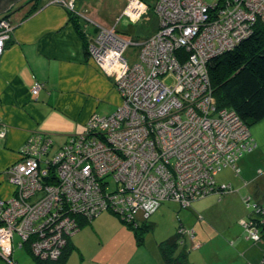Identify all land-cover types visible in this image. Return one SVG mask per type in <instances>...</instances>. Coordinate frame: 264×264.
<instances>
[{"label":"built area","instance_id":"2783aa9c","mask_svg":"<svg viewBox=\"0 0 264 264\" xmlns=\"http://www.w3.org/2000/svg\"><path fill=\"white\" fill-rule=\"evenodd\" d=\"M135 1L127 8L134 17L145 9ZM153 9L158 29L148 38L134 43L103 29L90 42L98 68L117 77L116 110L91 116L85 132L67 138L56 151L49 137L32 135L21 161L7 171L17 190L16 197L0 199V236L17 228L19 249L35 235H68L69 226L76 233L75 217L90 222L93 204L98 213L93 216L113 212L135 228L141 224L137 216L149 218L166 200L186 208L212 195L215 178L227 168L236 170L238 159L256 147L234 113L216 108L206 62L231 50L257 19L264 20V0H221L212 6L203 0H156ZM3 25L9 27L0 20V57L7 42ZM128 49L138 52L133 63L125 56ZM40 89L36 83L32 95ZM30 193L33 209L26 202ZM241 224L246 239L258 241L257 231ZM47 242L38 251L48 250Z\"/></svg>","mask_w":264,"mask_h":264},{"label":"crops","instance_id":"0c3cea01","mask_svg":"<svg viewBox=\"0 0 264 264\" xmlns=\"http://www.w3.org/2000/svg\"><path fill=\"white\" fill-rule=\"evenodd\" d=\"M72 1L85 18L79 26L88 22L84 26L86 37L84 31L80 30L82 34L77 31L76 20H71L64 8L47 6V0H40V7L35 12H31L30 7L24 8L14 12L10 18L14 31L0 59V198L12 195L13 188L8 184L5 173L20 161L21 149L32 135L49 137L54 151L69 136L85 132L91 116H108L120 105L121 99L111 78L103 74L85 51V41L97 31L94 24L104 28L116 26L120 36L147 37L158 29L157 17L148 12L147 18L141 21L144 22V30L131 33L129 20L122 17L130 0ZM133 28L136 29L135 26ZM36 83L41 84V89L35 97L32 88ZM250 132L257 148L237 161V172L227 168L234 173V178L229 179L227 185L245 188L249 196L261 198L264 197V171L256 172L264 165V120ZM222 195H227L225 199L232 198V194ZM235 201L240 205L239 197ZM229 206L223 208L225 216L229 215ZM103 214L96 219L100 221ZM224 222L220 223L222 225L215 221L209 223V232L201 230L200 244L224 251L226 255L222 254V264H259L264 244L252 245L245 238L243 229L240 232L230 219L226 218ZM93 223L82 225L77 234ZM193 236L194 240L198 238L196 233ZM73 237L69 241V254L64 264H95L87 260L83 248L72 242ZM227 239L238 247H233L234 250L229 248L225 243ZM142 251L146 252L141 253V264H164L160 254L157 258L152 252ZM103 263L132 264L121 260L99 262Z\"/></svg>","mask_w":264,"mask_h":264},{"label":"rangeland","instance_id":"374dc122","mask_svg":"<svg viewBox=\"0 0 264 264\" xmlns=\"http://www.w3.org/2000/svg\"><path fill=\"white\" fill-rule=\"evenodd\" d=\"M155 1L156 0H136L135 2H138L145 7V9L144 8L142 9L141 14L139 16H136V17L131 16L130 13L132 12L129 10H126L123 13L122 17L129 20V24L132 27L131 33H134L135 30L137 31L144 30V22H141V21L147 18L148 12L152 13L153 16H156L154 9H153ZM203 2H205L206 5L208 6L221 3L219 0H203ZM46 5L47 6L48 5L49 6L58 5L64 8L68 12L71 20L73 19L76 20L75 24L77 26H79V23H81V20L83 21V18H84L83 15L76 10L75 5L73 4L72 0L71 1L59 0V2H56V1L54 2V0H47ZM129 5H130V1L127 6L129 7ZM29 7L31 9L30 10L31 12L37 11V9L40 7V0H33V2L31 0H20L18 3H16L11 8V10L4 13L3 15H0V20H4V22L6 24L8 23L9 25V27H7L6 25L2 26V31L3 32L6 31V33H2V36L7 35L6 44L9 41H11L13 31H14V26L10 22L11 16L14 14V12H17L20 9L22 10L24 8L27 9ZM87 23H85V25L83 24L82 27L81 25L79 26V30L84 31V36L86 33V28L84 26H86ZM94 25L96 26L95 28L97 30L96 33L93 35L91 39L86 40L84 44L85 51H87V56H90L89 50H88L89 48H91L90 42L94 40L96 41L97 39L96 37L99 35V33H101L103 29L107 31L113 30L114 33L121 35V33L118 32L116 26H112L110 28H104L101 26H97L96 24ZM133 26H135L136 29H134ZM9 29H10V32L7 33V30ZM123 35L124 34H122V36L120 37L128 41H132L134 43H136V41H140L141 38L145 39L151 36V35H148L147 37H134V36H131L132 34L128 36L127 35L123 36ZM129 47L133 48L132 46H129ZM137 55H138V52L135 50L128 49L127 52L125 53V56L126 58L130 60V63H133L135 61ZM109 78H111L112 82L114 83L115 82L114 80H116L117 77L109 76ZM96 116H99L100 118L102 117L100 115H96ZM74 133L75 132H72L71 134H74ZM248 133L250 136L249 138L253 139L251 132L249 131ZM121 135L122 134L120 135L113 134L112 137L113 138H115L116 136L120 137ZM246 136L247 135L245 134L244 136L245 139L247 138ZM57 140L59 141L60 139H57ZM64 144H66V142H64L63 145ZM51 148L54 149L53 143H52ZM256 148H257V144H256V147L253 148V150H251L250 152L246 154L253 152ZM242 157L243 156H241L240 158ZM234 171L237 172V170H234ZM260 171H264V165H263V168H260V170L257 171L256 173L260 174L261 173ZM5 174L8 177V173L6 172ZM231 178H234V173H232L231 170L226 169L215 178V182L218 183L220 186L224 184L227 185L229 183V179L231 180ZM8 184L13 188L12 195H10L7 198H0V199L10 200L11 198L16 197V194H15L17 190L16 186L9 180V178H8ZM233 188L234 187H232L231 192H228V194H232V198L230 200L227 198L225 199L227 195H218V194L213 193L212 195L206 198H203L201 201H198L195 203L193 202L192 205L188 208H182L179 203L173 200H166L163 204L161 203L162 205L160 207L157 208V210L155 211L156 213L154 214L155 216L152 215L147 219H142L141 217L137 216L136 219L138 220V222H141L139 229H141L142 231L141 232L142 240L140 242L137 241V238L135 236V231L129 228L125 223H123V220L119 218L117 215H114L109 212H104V214L100 216V221H99V218L96 219L98 215L93 216L95 214H98L97 211H95V207H96L95 204H93L92 207L89 209L90 216H88V219L91 218L90 224L93 221L94 223L92 224V226L88 225V227L84 228L83 231H81V233L79 234H77V232H79L81 226L84 224H88V223H85L86 221H84L86 218L85 216H84L85 218H82L81 216L75 217V219H79V221L73 222V224L75 225L77 224V227L79 226L76 233H73L71 230V227L69 226L68 230L70 231L68 232V235L67 233L64 234L65 232L64 233L63 232L54 233L52 235L45 236L43 239L35 235L34 237H29L26 241H23L22 249H19L18 241H20L21 238H20V235L14 231V230H17V228H13L14 230L11 231V234L10 235L8 234L4 239L1 238L0 236V244H1V240L3 242L4 241L6 242L5 243L6 245L0 246V264H36L34 262V259H32L31 257L32 254H33L32 256L35 259L39 260V262H49L50 264H56L63 258V256L69 253L68 252L69 251V241L75 234L77 235L73 237L72 242H75L76 245L78 244L81 248H83L84 254L87 260L93 261L95 262V264H99V262L112 261V260H121V262H125V263L132 262V264H141V262L139 261L141 258V253L146 252L142 250H147V253L152 252L156 255L157 258H159L158 257V254H159L158 243L163 241L164 239L174 237L177 234V231L179 229H180L179 231L181 232L179 234H181V236L185 235L183 241H184V244L185 242L186 244L185 246H183V245H180L181 240L179 241V243L177 241V248L175 250L174 257L184 252L187 255V260L189 264H222L223 263L222 254L226 255V253H224V251H221V250L220 251L212 250L211 248L212 246L207 247L204 245V243L200 244L201 242H199V234L201 230L203 232L204 231L209 232L210 230V228H208L209 223L215 221L216 224L218 222L219 225H222L220 223L222 222L225 223L224 221H226V218L230 219L231 223L235 224L234 226H236L237 229L240 230L241 232L242 228L240 227L241 225H243L241 223L247 220V218L249 217L251 213V211L247 208V204L245 200L251 197L250 205L251 207H253L254 198L252 195L249 196V193H247V191L246 192L244 191L245 188L243 189L234 188V190ZM238 197L240 198V205L238 204V202L235 201L236 198ZM73 198L74 196L70 197V199H73ZM261 198H264V197H261ZM26 202L28 205L32 207L31 209H33V207L36 204L35 197H33V195L30 193L27 196ZM73 202L75 201H72V203ZM229 204H230L229 215L225 216L223 208H227ZM81 205L82 204L79 202L78 206L81 207ZM16 208L18 210L20 207L17 206ZM79 212L80 213L82 212V214H86V212H84L83 210H79ZM99 222L100 224H98ZM151 225H153L154 227L149 228ZM212 227L214 228V226ZM5 228H9V227L5 226ZM58 229H60V227H58ZM75 229L76 228H74V230ZM52 230L53 228L51 227L48 233L51 232ZM194 233H196L198 238H196L195 240L193 238V240H191L189 235L193 236ZM64 236H66L67 238ZM36 237H39V240ZM46 240H48L47 242L48 250L41 249L40 251H38V247L41 246L40 245L41 243L44 242V245H46ZM255 242H257V244H262L261 241L258 242L256 240ZM215 243L213 244L214 246L216 245ZM225 243L229 246V248L238 247V245L233 246L231 241H228V239L226 240ZM206 247L209 249H206ZM232 250H234V248ZM34 252L39 253V255L36 256ZM57 252L58 254L59 253L60 254L57 256V258H54ZM45 253L51 254V255H48L47 259H42L43 258L42 256ZM218 254H221V255H218ZM262 255L264 256V252ZM150 257L151 255H149V258Z\"/></svg>","mask_w":264,"mask_h":264},{"label":"trees","instance_id":"16d2710c","mask_svg":"<svg viewBox=\"0 0 264 264\" xmlns=\"http://www.w3.org/2000/svg\"><path fill=\"white\" fill-rule=\"evenodd\" d=\"M31 1L33 2V0ZM219 1L221 2V0ZM75 26L77 31L82 34L79 26L76 24ZM248 33L247 37H244L240 42L235 44L231 50L210 58L206 62V72L216 108L218 110L227 109L234 113L237 119L250 131L251 128L264 120V20L261 18L257 19L250 26ZM221 186L215 182L213 192L222 195L223 193L232 191L229 185L224 184L225 189H222ZM245 202L251 213L244 222L257 231L259 236L258 242L261 241L264 244V198L260 199L256 196L253 199V207L250 205L251 197L245 200ZM109 213L114 214L113 212ZM123 223L125 222L123 221ZM126 225L135 231L137 241L140 242L142 240V231L139 229L140 224L137 228L128 224ZM149 228H153V226L151 225ZM179 230L174 237L167 238L158 244L159 254L164 264H189L187 255L184 252L174 257L177 241L178 243L180 240L183 241L185 236H181ZM244 235L246 238V232H244ZM250 242L252 245L257 244L254 241ZM68 254L63 256L56 264H64L68 258ZM32 255L31 257L36 264H50L49 262H39ZM259 264H264V256H262Z\"/></svg>","mask_w":264,"mask_h":264},{"label":"water","instance_id":"95a60500","mask_svg":"<svg viewBox=\"0 0 264 264\" xmlns=\"http://www.w3.org/2000/svg\"><path fill=\"white\" fill-rule=\"evenodd\" d=\"M20 0H0V15L11 10V8Z\"/></svg>","mask_w":264,"mask_h":264},{"label":"clouds","instance_id":"9594fccd","mask_svg":"<svg viewBox=\"0 0 264 264\" xmlns=\"http://www.w3.org/2000/svg\"><path fill=\"white\" fill-rule=\"evenodd\" d=\"M116 70H118V69H116Z\"/></svg>","mask_w":264,"mask_h":264}]
</instances>
